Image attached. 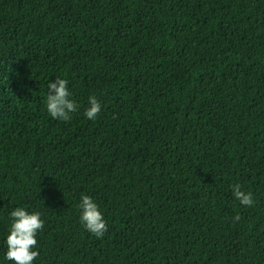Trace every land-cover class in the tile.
<instances>
[{
  "label": "trees",
  "instance_id": "1",
  "mask_svg": "<svg viewBox=\"0 0 264 264\" xmlns=\"http://www.w3.org/2000/svg\"><path fill=\"white\" fill-rule=\"evenodd\" d=\"M17 207L33 264H264V0H0V264Z\"/></svg>",
  "mask_w": 264,
  "mask_h": 264
},
{
  "label": "clouds",
  "instance_id": "2",
  "mask_svg": "<svg viewBox=\"0 0 264 264\" xmlns=\"http://www.w3.org/2000/svg\"><path fill=\"white\" fill-rule=\"evenodd\" d=\"M89 107L85 110L86 119L95 121L101 111V104L96 97L90 96ZM46 110L55 120L70 121L71 114L78 110V105L70 99L68 81L56 78L47 84ZM234 198L244 207H251L255 201L251 192H245L239 184L230 186ZM78 207L81 209L80 222L89 233L100 239L108 231L107 221L99 210L98 205L88 195L82 194ZM241 217L236 215L234 221ZM9 234L6 238L7 251L5 259L13 264H33L38 257L36 239L37 233L44 227V220L39 212H27L23 207H17L10 213Z\"/></svg>",
  "mask_w": 264,
  "mask_h": 264
}]
</instances>
